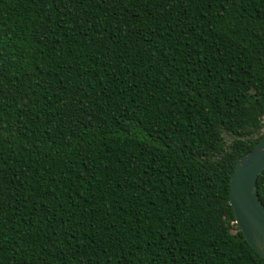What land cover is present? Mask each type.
<instances>
[{
	"label": "trees",
	"instance_id": "1",
	"mask_svg": "<svg viewBox=\"0 0 264 264\" xmlns=\"http://www.w3.org/2000/svg\"><path fill=\"white\" fill-rule=\"evenodd\" d=\"M263 137L264 0H0V264H264Z\"/></svg>",
	"mask_w": 264,
	"mask_h": 264
},
{
	"label": "water",
	"instance_id": "2",
	"mask_svg": "<svg viewBox=\"0 0 264 264\" xmlns=\"http://www.w3.org/2000/svg\"><path fill=\"white\" fill-rule=\"evenodd\" d=\"M262 170L264 137L237 159L229 180V202L244 238L264 258V205L256 189V179Z\"/></svg>",
	"mask_w": 264,
	"mask_h": 264
},
{
	"label": "rangeland",
	"instance_id": "3",
	"mask_svg": "<svg viewBox=\"0 0 264 264\" xmlns=\"http://www.w3.org/2000/svg\"><path fill=\"white\" fill-rule=\"evenodd\" d=\"M224 139H225L226 144L230 142V137L227 134H224Z\"/></svg>",
	"mask_w": 264,
	"mask_h": 264
}]
</instances>
